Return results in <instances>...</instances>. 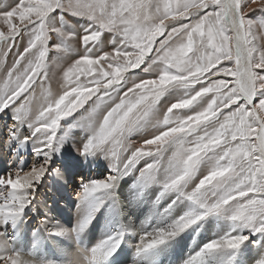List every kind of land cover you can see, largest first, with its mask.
Masks as SVG:
<instances>
[{
	"label": "snow or ice",
	"instance_id": "6c2138e0",
	"mask_svg": "<svg viewBox=\"0 0 264 264\" xmlns=\"http://www.w3.org/2000/svg\"><path fill=\"white\" fill-rule=\"evenodd\" d=\"M9 113L0 264H264V0H0ZM96 163L26 238L46 179Z\"/></svg>",
	"mask_w": 264,
	"mask_h": 264
},
{
	"label": "rangeland",
	"instance_id": "374dc122",
	"mask_svg": "<svg viewBox=\"0 0 264 264\" xmlns=\"http://www.w3.org/2000/svg\"><path fill=\"white\" fill-rule=\"evenodd\" d=\"M3 2H6V0H3ZM9 63H11V58L9 59ZM9 115H10V113L9 114H0V154L3 153L2 159L0 160V173H3V171H7L9 169H13L18 164L17 158L15 156H13V155H10V152L12 151L11 147L8 146V145H5L4 142H3L4 141V137H5V133H6V125H8V121H9V123H11V121L9 119ZM4 120H6V121H4ZM74 131H76V130H74ZM5 158H7V160ZM31 159H32V157H30L27 154L23 157V160L25 162H28ZM4 161L7 162L8 165H6L3 168L2 165H1V162H4ZM141 163H143V161H141ZM92 165L93 166H90V167L86 166V167H83L82 169L73 171L71 173V178L69 180H71L74 177H75L74 180H77V178H79V176H80L79 173L83 172V171H86V176H90L92 178H103V176H101V174L107 175L106 170H105V172H104V170H102V171L98 170V168H99L98 163L92 164ZM56 167L60 168L61 171H63L62 162H58ZM76 175H78V176H76ZM58 178L59 177L49 176L46 179L44 185L40 188L39 194H38V201L39 202L37 204V210L35 212H33V213H30V215H29V224L24 229L26 238L30 239L32 232H34L37 228H39L41 226V222L44 220L45 214H46V213L43 212V208L42 207L43 206L44 207L45 206L46 207L51 206L50 204L48 205L46 202L44 203L46 197H48L47 195L50 196V194H48L47 191H48L50 186L53 187V186L57 185L56 181H57ZM67 183H68V181L65 183L66 186H68ZM69 183H71V184H70V188L68 190L71 193L72 198L74 197V199H73V201H70V202L69 201H65L64 202V200L61 199L62 197H60L59 200L57 199L55 201V203L52 205L53 206V210H54V212L58 211V213L60 215H58V218L56 217V219H53L52 223L57 222V219H58V222H60L61 224H68V223L69 224L70 223L74 224L75 223L74 219L72 220V218H69V217H70V214L72 215L73 213H77L76 211H79V209L77 208V203L79 201L78 193H79L80 190H79L78 186H76L72 190V181H70ZM79 183H78V185H79ZM46 187H48L47 191L45 190ZM73 202H75V203H73ZM69 203H70V205H69ZM59 204H60L61 207L59 206ZM47 217L49 218V216H47ZM101 225H102V223H101ZM206 235H210V234H199V235L197 234V237L195 236L192 239H188V240L184 241L181 244V246H180L179 252L173 256V259L178 260L181 257L183 259H187V257L190 254H192V251L194 252V249L197 246L196 245V239L199 238L200 236L202 237V239L206 238ZM185 248H186V250H185ZM184 251H185V253H184Z\"/></svg>",
	"mask_w": 264,
	"mask_h": 264
},
{
	"label": "bare ground",
	"instance_id": "6f19581e",
	"mask_svg": "<svg viewBox=\"0 0 264 264\" xmlns=\"http://www.w3.org/2000/svg\"><path fill=\"white\" fill-rule=\"evenodd\" d=\"M4 121H6V120H4ZM3 121V122H4ZM11 121V120H10ZM8 124H10L9 123V121H8ZM2 155H3V153L2 154H0V160L2 159ZM4 157V156H3ZM4 159V158H3ZM6 160H7V158H5ZM106 163V162H105ZM1 165H2V167L4 168L6 165H8L7 164V162H1ZM91 166H93V165H91ZM98 166H99V168H98V170H100V171H102V170H104V172H105V166H104V164L102 165V164H99L98 163ZM89 167V166H88ZM95 170V169H94ZM3 172H5V171H3ZM83 173L85 174V176H86V171H83ZM79 175V174H78ZM78 175H76V176H78ZM70 178H71V176H70ZM75 178V177H74ZM74 178H72L71 180H69V177H68V175L67 174H65V175H63V176H61V177H59L58 179H57V181H56V184L57 185H55V186H53V187H49V189H48V187H46V191H47V189H48V191H47V193L48 194H50V196L49 195H47L48 197H46V199H45V201H44V203L46 202L48 205L50 204L51 206H48V207H42L43 208V212L44 213H46V215L47 216H49V219L51 220V221H53V219H56V217L58 218V215H60L59 213H58V211H56V212H54V210H53V204L55 203V201L58 199H60V197H62L61 199L62 200H64V202L65 201H73V199H74V197L72 198V195H71V193L69 192V188H70V184L71 183H69L70 181H72V190L76 187V186H78V183L80 182V179H81V177L79 176V178H77V180H74ZM68 181V183H67V185L68 186H66V182ZM44 189V188H43ZM68 203V202H67ZM73 203H75V202H73ZM72 203V204H73ZM58 205V204H57ZM69 205H70V203H69ZM59 206H60V204H59ZM66 206V205H65ZM61 207V206H60ZM60 210V209H59ZM74 210V209H73ZM77 213H73L72 215L70 214V217L69 218H72V220L74 219V221H76V219L78 218V216H79V211H76ZM132 219L135 221V216H133L132 217ZM55 221V220H54ZM57 221H58V219H57ZM55 223V222H54ZM95 223V222H94ZM101 223H103V221H100V222H98V223H96V227L93 229L97 234H99V232H100V230H101V227H102V225H101ZM199 235V234H198ZM196 237H197V235H196ZM201 239H202V237L200 236L199 238H197L196 239V245H198L199 243H200V241H201ZM190 243V242H189ZM194 246V245H193ZM185 250H186V248H185ZM184 253H185V251H184ZM183 254V253H182ZM192 254H193V251H192ZM182 256V255H181Z\"/></svg>",
	"mask_w": 264,
	"mask_h": 264
}]
</instances>
